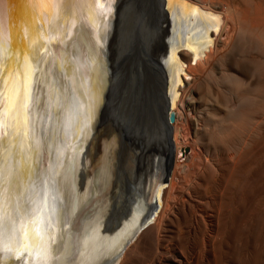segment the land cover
I'll use <instances>...</instances> for the list:
<instances>
[{"label":"bare ground","instance_id":"1","mask_svg":"<svg viewBox=\"0 0 264 264\" xmlns=\"http://www.w3.org/2000/svg\"><path fill=\"white\" fill-rule=\"evenodd\" d=\"M18 2L19 0H0V32L2 28H5L6 40H9L11 43L10 48L7 49L5 40L0 35V59L8 55L9 62L12 61L16 54L15 50L19 46V39L25 31L24 29H27L24 27L25 24L21 23V12L30 11L31 9L28 7L27 0H23L22 3ZM32 2L33 6L42 13L43 17L44 13L47 14L49 10L52 11V0H35ZM138 2V0H95V9H89L87 4L84 3L86 9L85 15L89 23L97 26L99 15H103L105 21L113 24L114 28L117 29L116 33L119 36H116V43H118L119 48H114L113 50L112 48L107 49V63L93 66V63L85 58V61L88 62L91 66L90 68L94 71L96 78L94 82L96 84L91 91L93 93V101L85 104L89 106L87 107L89 110L91 109V119L96 123H104L108 118H112L115 121L121 118L124 120V123L127 121L130 130L129 143L134 146V151L130 150L127 160L126 156L120 157L121 161L119 162L118 170H122V175L128 179L130 170L133 169L136 179L135 186L132 188L130 194L131 196L133 193L132 200L130 199L131 202L126 205L127 210H124V213H129V215H124L122 212L119 216L120 213L117 212L111 216L108 212V206L111 208L110 201L112 202L116 198V196L113 197L115 194L111 195V193H114L117 184L115 180L112 184V181L110 182L107 179L112 184L109 194L107 191L109 195L107 202L109 204L105 200L103 203H106L101 207L100 213L104 215L103 219L109 217L111 229L104 234V229L99 231V238L91 239L88 236L91 239V241L88 239L91 244L90 248L80 257L76 256V253L81 250L79 245L76 244L77 247L72 245L75 242L71 241V239L62 242L57 236L58 227H52L50 232L49 226L52 222V215L53 213L57 215L56 211L60 206V202L58 203L55 200V197L57 198L58 196L57 194L55 196L52 195L53 197L50 196L49 200L46 196H42V193H38L30 203H24V200L21 201L19 199H15L14 202L12 200L10 205L8 204L9 202L6 203L7 198H13L19 192L21 194H26L27 192L24 184L25 178L11 177L14 175V171L10 169L13 168L14 163H17V156H8L2 159L0 154V264H123L125 256L132 249V246L145 235L148 236V240L154 247V253L149 259L150 264H207L210 253V243L207 242L213 237L209 238L208 232H202L203 237L207 241L203 243L202 255L193 249V235L201 227H204L203 229L205 230L216 225L219 219L217 212L221 208L219 209L213 205L212 211L216 213L215 215L210 214L208 209L204 208L205 206L203 207V203L200 200L203 201V199L210 196L206 194L208 186L214 185L216 187L214 189H220L221 185H223L222 178L218 176L217 179V173L222 172L227 177L228 175H232L235 170H233L234 166L243 157L238 158L240 160L237 161L238 155L232 154L231 151L229 153L228 150L227 152L225 150L220 151L219 153L224 162L222 163L224 166H221V162L219 163L218 160L219 153H216V150L220 149L219 144H217L219 139L216 142L215 136H213L211 131L208 132L206 129L202 131V125H199V122L195 120L191 112L194 110L195 95L198 87L200 89L205 86L203 87L206 89L205 92L209 96H215L217 99L221 87L222 89L226 88L223 86V80L238 77L232 73V69L225 62L226 65L223 64V59L228 52L231 54V48L234 47L233 44H235L234 42L239 37V33L243 30L245 22L240 20L243 18L237 19L233 16L231 13L232 8L224 0H153V2L147 4L156 9L155 17L157 15L156 20L159 21L156 25L157 28L154 30V39H152V41L154 40L153 51L151 52L153 59L152 57L149 59L146 51L147 42L140 45V35L143 27L139 20L140 8L137 4ZM143 8L141 6V10ZM248 20L249 23L247 24L250 28L261 29V27H264V19L262 17ZM168 25H172V27ZM113 52L116 53L113 54ZM120 64L123 65L120 66V69L117 67V71H115L114 67ZM99 66L103 70H106V79L100 74ZM148 67L151 70V75L144 74V71ZM124 71L128 72L133 85L134 93L131 98L134 99L128 100V103H131L134 107L132 111L134 112L133 117H128L124 112V108L121 107L127 105L124 102L126 100L123 97L122 86L118 79ZM209 74H212V76ZM8 75V71L4 70L0 60V83L8 79ZM76 81L79 85L77 88L81 91V82L80 80ZM240 81L238 80V84H234L232 87L229 85L230 87L228 86L229 88L224 90L226 92L224 103L227 107L231 106L232 109L237 111V117L239 115L241 118L249 117L253 121V127L249 129L251 132H249L246 138L235 137L237 140L242 139L243 143L246 141L248 145H245V148L243 146L240 147H243V149L248 147L250 150L248 149L247 151H251V141H253V147L257 145V142L254 144L255 141L252 140L254 138H252L253 134L257 133L255 131L261 127L262 131H264V122L260 121V119H264V111L260 113L251 110L245 114V110L242 111L240 109L243 97L242 90L244 92V88L248 87V84H246V86L243 85V88H241L242 84L239 86ZM242 81L245 83V80ZM137 86L140 88L137 89ZM246 91L248 92L249 90ZM250 91L253 90L251 89ZM253 93L254 91L249 93L251 99L255 98V96H252ZM73 113H75V110ZM241 118L240 122L242 121ZM240 122L230 121V127L233 129L231 133L242 129L243 126L240 125ZM261 123L263 126H261ZM191 130L196 136L199 135V138L195 136L198 138L197 141H195V138L192 139ZM234 132L233 134L237 135ZM92 137L94 138L93 134ZM112 137L113 135L111 136V140ZM222 140H225V138ZM108 141H110V138ZM238 142L239 144L241 143L239 140ZM114 144L113 147L115 146ZM109 147L107 146L106 150ZM236 149L235 151H237ZM247 151H242L243 155L247 157L246 160L255 152L251 151V155L247 156ZM113 154H115L114 151ZM89 157L91 158V153ZM91 159L88 158L87 161L91 162L93 160ZM141 161H143L142 164L140 163ZM90 162L88 163L91 164ZM21 163L19 168L20 173L25 168L23 160ZM80 165H72L70 168L66 166V169H63L61 168V164H57L53 172L59 171L61 177L63 175L66 177L69 170L72 180L75 175L79 176L77 172H79ZM53 166L54 164L51 165V167ZM112 167L113 163L111 160L110 168ZM83 171L85 174L86 168ZM90 175H92V172ZM226 179L224 180L226 181ZM94 181H97L96 178ZM58 182H62L60 177L58 178ZM110 184L107 188L110 187ZM127 185H129V188L132 186L130 182ZM71 186L78 185L77 183H73ZM70 187L68 188L69 190ZM116 187L118 188L119 186L117 185ZM60 190L61 187L58 186L57 193ZM76 190L77 188L72 191L76 192ZM106 190L101 192L103 196L106 195ZM69 194L71 196L66 204V213H70L73 210L72 202L74 196L72 192ZM139 195L140 198H138ZM41 196L43 199L39 198ZM103 196L102 198H104ZM221 196L220 199L222 198ZM65 197L67 198V195ZM109 199L111 200L109 201ZM138 199L140 208H133L134 204H132V201L138 204ZM92 202L94 204V201ZM226 202L224 201L225 205ZM221 203L222 201L219 206H221ZM93 204L90 205L93 206ZM80 206L81 204L79 208ZM48 208L51 211H48ZM83 209H81L82 212L80 211L77 216L83 213ZM91 210L89 211L93 212V209ZM135 214H139L134 218L135 221H130L131 223L127 222L129 217ZM122 217L127 223L119 222ZM70 221L71 218L66 216V224ZM173 222L179 227H184L181 229L186 230L182 239L186 245H191L192 247L188 250V256L179 250L175 243L168 242L170 241L169 239L167 241L166 234L170 231V224ZM74 225L76 223L69 224L67 229H64V232L70 231L71 228L75 227ZM181 232L184 233V231ZM61 233L63 234V232ZM80 235L78 233L77 236L73 234L72 239ZM115 235H117L116 240H107L108 237L111 238ZM179 235L180 233L178 232L177 236ZM203 241L205 240L203 239ZM92 245H96V248H93ZM194 257L196 258L191 260Z\"/></svg>","mask_w":264,"mask_h":264},{"label":"rangeland","instance_id":"2","mask_svg":"<svg viewBox=\"0 0 264 264\" xmlns=\"http://www.w3.org/2000/svg\"><path fill=\"white\" fill-rule=\"evenodd\" d=\"M27 1L28 7L31 8L30 11L21 12V23H24V27L27 29H24L23 35H21L20 39L18 38L19 46L15 50L16 54L11 62H9L8 55L0 59L2 67L9 73L8 79L0 83V154L2 159L8 156H17V163L13 162V168L8 169L14 171V175L11 177L25 178L24 184L27 192L26 194L19 192L14 195L15 197H11L12 199L7 198L6 203L9 202L8 204L10 205V202L12 200L14 202L15 199L24 200V203H30L38 193H42V196H46L49 200V198L53 197L52 195L55 196L57 194L58 196L57 198L55 197V200L58 203L60 202V206L58 208L59 211H56L57 215L55 213L52 215V222L49 226L50 232L52 227H58L59 231L57 236L62 242L71 239V241L75 242L72 245L75 247L79 245L81 247V250L76 253V256L80 257L90 248L91 244L88 239L91 241L94 238L93 235L103 229V234L111 229L109 217L103 219L104 215L100 211L101 207L108 200V194L114 180L119 187L117 188L116 185L115 189H117H114V193H111V195L115 194L113 197L116 196V198L112 202L109 199L111 208L108 206L109 202L106 204L109 207L108 212L111 216L117 212L120 213L119 216L122 212L124 215H129V213H124V210H127L126 205L131 202L130 199L132 200L133 193L131 196L130 194L136 183L133 169L130 170L128 179L122 175V170H118L119 162L121 161L120 157L126 156L125 158L127 160L130 150L134 151V146L129 143L130 130L127 121L124 123V120L121 118H118L117 121L108 118L104 123H96L91 119V109L89 110L87 108L89 106L85 104L93 101V93L91 91L96 84L94 83L96 79L95 73L90 68L91 66L88 62L85 61V58L92 62L93 66H97L100 63H107V49L112 48L113 50L114 48H119L118 43H116V36H119L116 33L117 29L114 28L113 24L105 21L103 15H99V23L97 26L89 23L85 15L86 9L84 3L87 4L89 9H95V0H52V11L49 10L47 14L44 13V17L33 6L32 1L35 0ZM138 1L137 4L140 8L139 20L143 27L140 35V45L147 42L146 51L152 55L151 52L153 51L154 42L152 39H154V30L157 28L156 25L159 20H156L157 15L155 17L156 9L147 4L153 2V0ZM227 1L224 0L232 8L231 13L233 16L237 19L243 18L240 20L245 22V26L240 32L241 34L239 33V37L234 42L235 44H233L234 47L231 48V54L228 52L223 59V64L226 63L232 69V73L238 77L231 78L232 80L227 78L229 81L226 79L223 80V86L226 88L222 89L221 87L217 99L215 96H209L205 92L206 89L203 88L205 86L200 89L198 87L199 91L197 90L195 95V106L191 114L199 122V125H202V131H205V129L208 132L211 131L213 136H215L216 142L218 139L221 142L217 143L220 148L216 150L217 154L220 151L225 150L227 152L228 150L229 153L232 152V154L238 155L237 161L240 160L238 158L243 157V159L239 162L236 161L237 163L233 168L235 172L233 171L232 175H228L227 177L222 172L217 173V179L219 176L223 181L220 189H214L216 188L214 185L206 188L207 196L208 194L210 195L208 196L209 199L206 198L200 201L203 203V207L205 206L204 208L208 209L210 214L215 215L216 213L212 211L214 208L213 205L219 209L221 208L217 212L219 219L217 220L218 223L212 228L204 230V227H201L194 232L193 249L199 252V254L203 253V243L207 242L202 234L205 231V233L208 232L209 238L213 237L207 242L211 244H209L210 253L207 264H264V131L261 129L263 125L261 123V128L255 131L257 133H252L254 135L252 136V138L254 137L252 139L255 141L254 144L257 142L256 147L252 146L253 141H251L252 144L249 143L251 151H255L254 154L251 151H247L249 149L247 146L246 149H243L245 145H248L247 142L245 141L243 143L242 139H238L240 142L242 141L239 144L235 137L246 138L249 132H251L249 129H252L253 121L249 117L241 118L239 114L237 117V111L232 109L231 106L227 107L224 103L226 94L224 90L230 86H234V84H238V80H241L239 86L242 84L241 88H243V85L246 86L248 84L249 88L245 87L244 92L242 90L243 97L240 109L242 111L245 110V114L251 110L260 113L264 111V30H262L264 27H261V29L250 28L247 24L249 23L248 19L251 18L262 17L264 19V0ZM19 2L22 3L23 0H19ZM141 6L145 9L143 8L141 10ZM168 26L172 27V25ZM4 29H1L0 35L5 40V46L8 49L11 43L9 40H6L7 36L4 33ZM115 53L113 52V54ZM121 65L123 64L116 65L114 67L115 71H117V67L120 69ZM99 71L103 78L106 79V70H103L99 66ZM144 74L151 75L149 67L144 71ZM75 79L80 80L81 91L78 90L77 87L79 85ZM118 79L122 86L123 97L127 101H124L127 105L121 107L124 108V112L128 117H133L134 112L132 111L134 107L131 103H128V100L131 101V99H134L131 98L134 93L131 78L128 72L124 71ZM242 80H245V83ZM139 88L137 86V89ZM251 89L254 91L252 95L255 96L254 99H251L249 95L250 92H253L250 91ZM74 110L75 113H73ZM240 118L242 119L241 122ZM230 121L240 122V125L243 126L241 130L233 131L237 135H234L233 132L231 133L233 129L230 127ZM260 121L264 122V119H260ZM191 134L194 136H192V139L195 138V141H197L199 135L196 138L197 136L193 134L192 130ZM238 134L240 135L238 136ZM109 138L110 141H108ZM224 138L225 140H222ZM112 142L115 143L114 147ZM106 143H108V147L110 146L107 150ZM87 147H90V150ZM245 150L248 152H246L247 156L252 153V156H249L248 160H246L247 157L242 153ZM113 151L115 154H113ZM90 153L93 160L89 157ZM218 156L219 163L221 162V166H224L220 153ZM218 156L216 157L218 158ZM87 157L92 161H87ZM104 157L106 158L104 159ZM103 159L104 161H102ZM22 160L25 163V168L20 173L19 168ZM111 160L113 170L110 168ZM73 162L75 163L73 164ZM142 162L140 163L142 164ZM52 164H54L53 167H51ZM57 164H61V168L63 169H66V166L71 167L72 165L81 164L79 172H77L79 176L75 175L71 180V175H69L68 170L66 177L64 175L61 177L59 171L53 172ZM139 167L140 164L138 170ZM85 168L87 171L84 174L83 170ZM91 172L93 176L95 175L96 182L94 181L95 178L90 175ZM57 176L58 178L60 177L62 182H58ZM89 176L90 178H88ZM107 179L110 182L112 181V184ZM67 181L69 182L66 184ZM129 182L132 184L131 188L127 185ZM73 183H77L78 186H71ZM109 184L110 189L107 188ZM58 186L61 187V194H59L60 192L57 193ZM69 187L70 190L68 189ZM71 188L72 190L77 188L76 192L79 193L73 192ZM105 190L106 195L104 194L105 196H103L101 192ZM71 192L74 196L72 202L73 210L70 213H66L65 208L70 199L71 195L69 193ZM212 194L213 196L211 197ZM65 195H67V198ZM42 196L39 198L41 199ZM220 196L222 197L221 199ZM138 198H140V195ZM105 200L106 202L103 203ZM92 201H94V204ZM137 201L138 204L132 201V204H134L133 208H140L139 199ZM207 201L210 206H207ZM219 201H222V207L219 206ZM224 201H227L226 205ZM39 203L42 204L40 201ZM79 203L81 204L80 208ZM90 204H93V206ZM82 208H84L83 213L77 216L80 211L82 212ZM91 209H93V212H91ZM47 210L51 211L49 208ZM138 215L130 216L127 222L135 221L134 218ZM66 216L71 218L68 224L65 222ZM119 222L127 223L123 217ZM74 223H76L74 225L75 227L71 228L70 231L64 232V229H67L69 224ZM181 228L184 227L177 226L175 222L171 223L170 231L167 232L166 238L167 241L168 239L170 240L168 242L175 243L177 248L188 256V250L192 247L184 243L182 238L186 230ZM181 231H184V233ZM178 232L180 233L179 236H177ZM77 233L80 236L72 239V235L75 234L77 236ZM146 236L139 239L133 245L134 247L132 246L133 250L131 249L126 254L123 264H150L149 259L154 253V247L148 240V236L147 238ZM195 258H191V260ZM198 258L201 259L200 257ZM191 260L190 262L192 263Z\"/></svg>","mask_w":264,"mask_h":264},{"label":"water","instance_id":"3","mask_svg":"<svg viewBox=\"0 0 264 264\" xmlns=\"http://www.w3.org/2000/svg\"><path fill=\"white\" fill-rule=\"evenodd\" d=\"M147 56H148V58H149V59H151V57H152V55H151V54H148ZM50 171H51V170H50Z\"/></svg>","mask_w":264,"mask_h":264}]
</instances>
